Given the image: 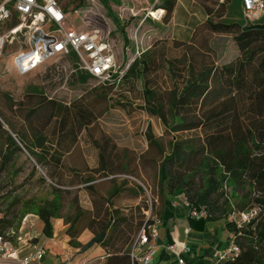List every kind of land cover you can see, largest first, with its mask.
I'll return each mask as SVG.
<instances>
[{"label":"rangeland","instance_id":"1","mask_svg":"<svg viewBox=\"0 0 264 264\" xmlns=\"http://www.w3.org/2000/svg\"><path fill=\"white\" fill-rule=\"evenodd\" d=\"M60 1L69 8L70 24L78 30L96 27L110 35L111 48L121 69L144 52H150L152 65L146 79L165 103L169 93L177 85L181 86L189 62H194L197 68L203 64L222 67L239 54L233 34L209 32L205 23L211 20L242 24L241 0H230L224 6H218L216 0H178L169 21H165V12L157 13L159 0H109L118 23L99 0H86L76 12L72 10L77 3ZM121 28L128 37V45H125ZM18 49V45L7 47L0 56V192L17 189L24 195L46 196L53 187L68 189L73 195L65 196L64 213L74 212L67 205L77 197L79 205L90 212L80 224L86 225L94 212V200L104 199L112 182L121 185L123 174H128L138 184L128 185L123 201L117 199L116 206L121 211L123 208V213L134 224L144 221L151 206L154 213H159L157 173L161 157L156 148L149 147L147 132L151 129L165 145L171 134L166 132L160 119L147 111L142 81L117 83L111 89L104 88L97 79L81 83L75 74L77 62L62 57L39 66L28 75H20L11 58ZM170 62L174 63L173 70ZM79 110L91 115L92 124L80 127L79 123L84 121L78 116ZM33 131H44L48 145L63 154L62 167L41 164L25 149L14 154L10 165L4 168L7 135L28 136L30 143ZM98 147L105 152V174L101 171ZM86 179L91 180L90 183H85ZM139 184L144 195L135 198L132 189L136 192ZM87 186L94 188V194ZM128 196L132 198L125 199ZM235 218L239 222L243 220L242 215ZM206 227L213 242L225 243L228 231L222 222ZM56 230L55 241L59 244L48 243L46 254L51 251L63 257L61 246L66 240V246H70V237L67 227L62 230L58 224ZM31 231L28 237L32 243L44 240L39 224H34ZM84 232L78 241L85 239ZM135 237L136 233L131 235L132 240ZM78 255L73 252L69 264H106L94 258H84L78 263Z\"/></svg>","mask_w":264,"mask_h":264},{"label":"trees","instance_id":"2","mask_svg":"<svg viewBox=\"0 0 264 264\" xmlns=\"http://www.w3.org/2000/svg\"><path fill=\"white\" fill-rule=\"evenodd\" d=\"M60 4L61 1L57 0ZM77 3L73 12L85 5ZM107 8L110 17L118 23L109 7V0H99ZM178 0H159L158 14L165 12L169 21ZM62 5V4H61ZM69 12L67 6H63ZM70 13V12H69ZM154 15V14H153ZM263 19V18H262ZM254 24L218 22L207 20L209 32L233 34L238 48L237 58L222 67L206 64L197 68L193 62L186 66L187 74L181 86L177 85L165 103L146 79L152 61L150 52H144L122 69L126 70L120 84L141 80L146 109L151 116L161 120L167 133L171 134L167 145L149 129L147 141L156 148L161 157L157 173L161 206L166 199L184 196L192 209H203L206 216L190 219L194 230L203 231L206 225L223 221L225 229L241 248L238 258L225 264H264V22ZM125 45L128 37L121 28ZM173 70L174 63H168ZM78 81L91 78L77 70ZM117 76L115 77V79ZM104 88H114V83H101ZM167 109V110H166ZM84 121L80 127L93 122L91 115L79 110ZM188 135H182L186 134ZM76 137V136H75ZM3 166L10 165L14 154L28 150L41 164L62 167V157L53 145H48L44 131H33L28 136L7 135ZM99 148L102 173L105 174V152ZM115 175V171L111 172ZM124 176H133L123 174ZM123 176V183L113 186L107 197L94 200V212L86 225H80L90 213L84 210L77 197L72 198L68 208L73 213L65 214V196L73 195L70 190L52 188L46 196L24 195L17 189L0 192V230L17 246V235L28 215H36L43 224L42 236L53 238L52 219H63L70 237V246L85 252L94 246L102 247L109 257L106 264H132L131 251L144 221L134 224L120 209L113 208V200L120 193H127V186L138 184L137 180ZM54 177V176H53ZM91 180L86 179L85 183ZM94 194V188L87 186ZM132 193L135 198L144 195L141 185ZM4 190V189H3ZM130 191V190H129ZM131 192V191H130ZM139 192V193H138ZM4 193V194H3ZM132 198V196H128ZM255 212L246 222L232 220L236 215ZM154 213V211H153ZM162 218L161 212L154 213ZM146 216V215H145ZM87 228L93 238L82 244L78 237ZM15 232L12 235L10 232ZM136 233L132 240L131 235ZM118 246V247H117Z\"/></svg>","mask_w":264,"mask_h":264},{"label":"built area","instance_id":"3","mask_svg":"<svg viewBox=\"0 0 264 264\" xmlns=\"http://www.w3.org/2000/svg\"><path fill=\"white\" fill-rule=\"evenodd\" d=\"M216 1L218 6H224L230 0ZM241 2L244 26L257 23L264 17V0ZM70 19L71 14L57 0H0V56L7 47L18 45L19 49L11 54V58L20 75H28L39 66L62 57L76 61V71H82L101 83L113 84L115 80L116 84L120 83L127 68L123 70L118 64L110 35L96 27L80 31L70 24ZM187 206L190 207L188 202ZM254 213L241 214L243 220L240 223L246 222ZM191 216L201 219L206 213L203 209H192ZM231 219L237 221L235 216ZM160 223L151 206L132 247V264L153 262ZM186 233L189 234L190 230ZM168 249L178 264H186L182 255L192 252V247L187 244H172ZM240 252V246L230 238L214 257L213 264L232 263ZM44 259L42 248L19 258L16 246L0 230V264H43Z\"/></svg>","mask_w":264,"mask_h":264},{"label":"crops","instance_id":"4","mask_svg":"<svg viewBox=\"0 0 264 264\" xmlns=\"http://www.w3.org/2000/svg\"><path fill=\"white\" fill-rule=\"evenodd\" d=\"M111 188L108 190L106 195H108ZM120 198L123 201V192L120 193L118 197L114 198V209H119V207L116 206L115 201ZM125 199L130 200L131 198L126 197ZM191 211V207L187 206V201L184 196H179L175 199H166V202L162 204L160 208L162 218L160 219L161 223L159 225V237L155 242V255L151 264H178L176 257L172 255L168 249V246L172 244H187L192 247L191 253L182 255L186 264L214 263V257L228 244L230 234H227V239L224 244H217L213 242V239H210L209 237L207 227H205L203 231H197L192 228L190 219L195 218H192ZM217 222H222L224 224L223 221ZM34 224H39V229L42 234L43 224L40 221L39 217L32 214L28 215L24 219L22 228L17 235L16 249L18 251L19 258H23L29 253H33L41 248L45 252V259L43 261V264H69V260H71L73 252L79 254L78 259L76 260L78 263H80L84 258H94L106 261V259L109 257V254L100 246H94L88 251L81 252L80 249L73 248L69 245L66 246L67 240L66 242H64L65 244L63 246L68 247V250L64 249V247L61 246L62 250L64 251L63 257H58L54 252L51 251L46 254L48 243L59 244L55 241V238L57 236L56 226L60 224L61 229L65 230L68 225L65 224L63 219H52L54 228L53 238L51 240L44 238V240H36L34 241V243H32L31 238L28 236L30 233H32L31 230ZM214 229V232L216 233V227H214ZM187 230H190L189 234L186 233ZM84 231L85 232L83 233V237H85V239H81L79 240V242L82 244H87L93 238L94 234L87 228H85ZM65 238L68 239V236L66 235Z\"/></svg>","mask_w":264,"mask_h":264}]
</instances>
